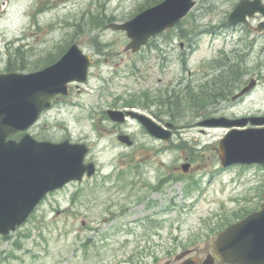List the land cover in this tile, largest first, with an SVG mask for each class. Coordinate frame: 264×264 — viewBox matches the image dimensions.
<instances>
[{
  "label": "rangeland",
  "instance_id": "1",
  "mask_svg": "<svg viewBox=\"0 0 264 264\" xmlns=\"http://www.w3.org/2000/svg\"><path fill=\"white\" fill-rule=\"evenodd\" d=\"M148 1L0 0V73L10 57L17 67L18 48L29 64L15 71L20 73L44 68L72 41L93 59L88 82L72 84L67 102L28 132L38 140L85 143L86 161L97 165L93 178L48 195L22 227L0 237V264H166L185 250L206 248L222 217L264 200V170L220 167L216 149L225 128L179 134L162 150L134 121L124 126L133 148L112 136L107 110H124L127 101L150 114L143 109L152 101L143 96L167 94L198 67L213 74L219 68L226 77L241 69L240 83L257 77V90L239 105L226 98V112L264 116V32L256 30L262 14L249 26H229L241 0H196L178 29L152 39L138 54L124 52L130 42L125 32L90 25L101 15L111 23L130 21L141 7L149 8ZM181 51L189 56L185 65ZM186 159L193 164L188 174L181 170Z\"/></svg>",
  "mask_w": 264,
  "mask_h": 264
},
{
  "label": "water",
  "instance_id": "2",
  "mask_svg": "<svg viewBox=\"0 0 264 264\" xmlns=\"http://www.w3.org/2000/svg\"><path fill=\"white\" fill-rule=\"evenodd\" d=\"M195 5L194 0H164L130 21L112 23L108 28L126 32L130 43L125 51L137 53L151 38L174 28ZM257 13L264 15L262 0H242L231 13L228 24L248 25V19ZM257 30L264 31V22ZM92 64V59L75 44L58 62L40 71L0 74V235L7 236L23 225L47 194L71 182H81L85 174L87 177L95 174V164L84 163L89 152L86 144H73L69 140L60 143L37 141L28 133L19 141L9 139L14 134L26 132L55 100L66 97L69 83L87 82ZM255 84L252 81L234 99L245 95ZM108 116L116 123H124L128 116L137 120L151 136L166 141L171 139L165 129L141 113L109 110ZM249 123L263 126L264 118H222L204 123L210 127L233 128L218 145L222 168L237 164L264 166V127L236 129ZM118 140L133 145L127 135L119 136ZM190 168L189 163L182 165L185 173ZM211 248L213 255L202 264L216 261L221 264H264V204L258 211L220 232ZM189 254L190 251H186L175 260L180 261ZM180 264H199V261L188 258Z\"/></svg>",
  "mask_w": 264,
  "mask_h": 264
},
{
  "label": "flooded vegetation",
  "instance_id": "3",
  "mask_svg": "<svg viewBox=\"0 0 264 264\" xmlns=\"http://www.w3.org/2000/svg\"><path fill=\"white\" fill-rule=\"evenodd\" d=\"M188 57L189 56L186 52L181 51V59L184 65L187 63L186 60L188 59ZM240 70H238L239 73ZM215 71L217 73L213 74L208 70H204L202 67L195 68V70L193 69L188 70L189 77L188 78L179 77L177 81L178 87H176L174 90H169L167 94H164V96H166L165 98L171 97L172 104L169 110L165 109V111H162L158 108L155 110L151 108L152 107L151 105L155 106L157 99L163 96V94H157V93L153 95L147 93L149 97L151 96L150 99L153 100L154 102H151L150 105H148L143 110L149 109L151 113L147 115L151 117L153 121H155L157 124L162 126L167 131V133H169L172 136V140L175 139L179 134L182 137L183 133L186 132L195 133V131H198L203 134L206 132L207 129H215V128H205L204 126H202L203 123L209 121L210 119L221 118L224 116L240 118V116H238L237 114L229 115V113L226 112L225 74L219 68H216ZM253 79L257 81V85L255 89L250 93H247L244 97L238 99L237 101H233V102L231 101L233 105L234 104L235 106L239 105L241 102L246 100L248 96H250L253 92L257 90L259 86V79L257 77H253V78L251 77V80ZM247 84H248L247 82L237 83L235 85L236 87L235 94L241 91L243 88H245ZM178 97H181L183 102L181 111H177L176 109V100ZM232 97H230L231 100ZM68 99L69 97L66 99H58L57 101H55L54 106L62 105L63 103L67 102ZM141 108L143 107H138L137 109H141ZM230 110L233 111V109ZM187 117L190 119L184 121ZM125 125L128 124L127 123L119 124V123L111 122L112 136H115L116 139L121 134H128L130 135V137H132L130 131H127L124 128ZM64 140H70L71 142H73L72 138H65L62 141ZM152 140L156 143L161 144L160 147L161 150L166 146L167 147L170 146V144H172L173 142V141L167 142L155 138H152ZM39 141H47V140H39ZM85 163H91V161H85ZM169 179L171 180L172 177H170ZM86 180L87 179H85V181ZM170 180H167L166 182H170ZM72 184L74 183H71V185ZM263 202L264 200L262 201V203ZM260 205L253 206L251 212L258 210ZM194 249H197V251L193 255L196 256L198 260H202L210 252L209 245L205 249H201L198 247Z\"/></svg>",
  "mask_w": 264,
  "mask_h": 264
},
{
  "label": "trees",
  "instance_id": "4",
  "mask_svg": "<svg viewBox=\"0 0 264 264\" xmlns=\"http://www.w3.org/2000/svg\"><path fill=\"white\" fill-rule=\"evenodd\" d=\"M163 0H149L148 2H150L151 4H149L148 6H154L159 4L160 2H162ZM145 8L141 7L139 9V12L143 11ZM114 20L112 18L106 17L104 15L98 16V17H94L93 20L90 21V25L92 26L93 29H101L104 28L107 24L113 22ZM185 35H183L184 37ZM74 41L70 42V44H73ZM68 45V46H69ZM61 52H63V49L59 52V54H61ZM15 55H16V61H17V67L14 68L13 67V62H12V58L10 57V60L8 61V71H12V70H18V71H24L27 69L29 64H26L25 60V54L22 51V49L18 48L15 50ZM56 57H58L57 55H54L52 57H49L46 61L48 63H53L56 60ZM228 82V80H227ZM231 88V84L227 83V91ZM180 97H178L179 99ZM179 101V100H178ZM136 105V103L132 102V104H128L129 107ZM245 214H248L249 212L246 210L244 212Z\"/></svg>",
  "mask_w": 264,
  "mask_h": 264
}]
</instances>
